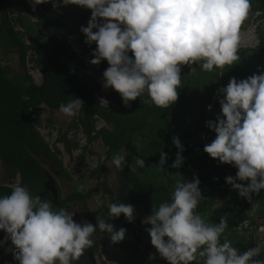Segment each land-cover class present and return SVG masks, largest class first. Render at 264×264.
Here are the masks:
<instances>
[{"label": "trees", "instance_id": "obj_1", "mask_svg": "<svg viewBox=\"0 0 264 264\" xmlns=\"http://www.w3.org/2000/svg\"><path fill=\"white\" fill-rule=\"evenodd\" d=\"M90 18L91 10L77 5L57 10L52 3H43L36 12H31L28 9L21 11L15 0H0V162L11 172H18L24 185L40 187L41 194L45 193L47 180L43 160L68 176L58 157L59 150L46 143L40 133V112L43 107L58 110L61 103L79 98L83 107L76 115L74 128H85L89 143L103 142L105 160L116 171L119 189L114 191L110 187L104 167H96L92 175L97 174L102 180L96 188L78 190L64 199L59 195L60 205H82L88 221L94 226L97 217L110 220L108 207L95 215L91 213L88 200L95 194L107 197L109 204L123 202L135 209L132 223L123 215L109 221L117 230L121 227L127 230L122 242L113 244L107 234L97 231L98 237L91 248L94 254L100 255L101 264H167L150 246V237L145 231L150 225H144L142 220L151 214L154 203L158 206L170 202L177 182L183 178L192 181L194 176L200 180L202 195L206 199L197 211L208 222L218 223L221 218L227 220L228 227L221 242L227 238L241 252L258 243L264 244V232L259 231L264 228V190L253 196V203L260 205L259 209L253 210V204L241 198L225 182L226 177H235L238 170L219 163L203 150L215 139V132L206 126V122H215L216 111H221L219 100L223 97L218 90L226 87L233 77L242 80L264 71V47H238L239 61L214 68L211 72L201 70L198 67L200 62L191 66L197 67L195 72H191L188 65L181 66L178 100L169 108L151 103L147 92L126 107L119 93L108 88V94L102 99L101 86L94 79L81 77L80 70L85 64L76 47H83L92 59L96 49L94 43H85L86 37L81 32V27H87ZM251 24L256 26L258 40L264 43V0H251L240 29L245 30ZM3 58L15 59L16 69L5 66ZM96 66L102 76L109 67L107 61ZM32 71L40 73L39 84ZM210 105L211 111L208 110ZM99 122L108 127L98 128ZM173 137H178L185 149L182 153L184 162L179 169L171 167L178 152ZM62 141L66 143L64 147L68 153L80 148V144L69 141L67 135L57 140L58 143ZM161 152L168 157L164 171L156 167ZM116 153L126 157L122 171L111 164ZM137 157L145 160L144 169L136 166ZM11 191L12 188L0 187V196ZM216 199L224 201V206L215 207ZM138 213L142 218H137ZM248 219L252 226L241 227ZM0 238L2 241L5 238L2 231ZM106 246L112 252L109 257H103L102 247ZM3 247L2 264H15L8 251L10 241ZM73 264L92 262L84 254Z\"/></svg>", "mask_w": 264, "mask_h": 264}, {"label": "clouds", "instance_id": "obj_2", "mask_svg": "<svg viewBox=\"0 0 264 264\" xmlns=\"http://www.w3.org/2000/svg\"><path fill=\"white\" fill-rule=\"evenodd\" d=\"M31 3H52L57 10L69 5L91 10L88 25L81 27V32L86 37L85 43L96 45L90 63L100 65L107 61L109 65L103 73V87L119 93L126 107L147 92L150 102L161 108H169L178 100L181 66L188 65L195 72L197 67L191 66L200 62L201 70L211 72L240 60L237 54L240 26L251 7V0H31ZM218 92L223 97L219 100L221 113L215 122H206L215 132V139L203 150L212 159L238 170L235 177L225 178L226 184L253 204V210L259 209L253 196L264 190V71L242 80L233 77ZM82 107L83 101L74 98L61 103L58 111L74 118ZM208 110L211 111V105ZM74 138L67 137L69 141ZM172 142L178 152L171 167L179 169L185 149L178 137H173ZM167 159V154L161 152L158 170H166ZM135 163L138 168H145L143 158L137 157ZM111 164L122 171L125 155L113 154ZM204 200L200 180L194 176L192 181L183 178L177 182L170 202L153 204L151 214L142 223L150 225L145 231L160 257L167 264H264V244L241 252L227 238L221 242L227 220L208 222L197 211ZM215 201V207L224 206V201ZM108 210V221L97 217L95 226L86 221L77 223L76 211L57 207L52 199L34 195L27 185H17L10 194L0 196V231L5 233L0 247L10 241L8 251L16 264H73L92 247L91 237L97 231L107 234L113 244L126 238L127 230L123 227L117 230L109 221L123 215L132 223L134 206L114 202ZM259 231L264 232V228Z\"/></svg>", "mask_w": 264, "mask_h": 264}, {"label": "rangeland", "instance_id": "obj_3", "mask_svg": "<svg viewBox=\"0 0 264 264\" xmlns=\"http://www.w3.org/2000/svg\"><path fill=\"white\" fill-rule=\"evenodd\" d=\"M17 2L18 7L21 11H25L28 9L31 12H36L39 8V5H33L31 0H15ZM35 9V10H34ZM20 13V12H18ZM240 48H263L264 43H261L258 40V35L256 33V26L251 24L247 29L243 30L240 29ZM76 51L80 58L83 60L85 66L80 70L81 77L89 80L94 79L100 86V94H102V99H105L106 95L108 94V89L103 87V76L96 65H92L90 60L92 59L86 53V51L78 45L76 47ZM4 65L13 68L14 70L17 67L16 60L12 58V60H6L3 58ZM35 82H41V75L38 71H32ZM221 111L218 109L216 111V116L219 115ZM48 109L43 107L40 112V119L42 125L40 127V133L43 139L48 143L51 147H55L59 150V159L62 161L64 169L67 171L68 176L62 174L59 170L53 167V165L46 160L42 161V165L44 168L51 174L53 177L56 188L58 189L59 195L62 199L66 198L69 195L74 194L78 190L84 189H94L98 185L101 179H99L98 175H92L94 169L96 167H104L107 172V180L110 184V187L116 191L119 180L117 174L115 173L114 168L106 162V148L105 145L101 140L89 143L87 142L88 136H86L87 130L82 128L80 130H75L73 133H69V137L74 136L73 139L75 142L80 144V148L78 150H74L71 153L62 146L61 143H58L57 140L59 139V128L55 126L54 123H51V117L49 115ZM78 115V114H77ZM51 121V122H50ZM76 124V122H75ZM70 125L72 127L73 125ZM98 128L101 127H108L106 124L99 122L97 124ZM67 134V132H66ZM88 147L86 150H83L85 147ZM11 178L9 177L8 173L4 170L2 163L0 162V187H8L17 186L16 184L10 182ZM88 206L93 213V215L97 214L102 208L109 206V201L107 197H102L101 193L95 194L91 199L88 200ZM68 207H71L76 211V214L83 222H89L88 218L86 217V213L83 210L82 205L78 203H69ZM117 229V228H116ZM98 237V232L94 233L91 239L95 242ZM0 241L2 239L0 238ZM151 247V242L149 243ZM103 257L111 256V249L110 247H102ZM96 255V254H95ZM4 257V247H0V264L3 262ZM97 264H101L100 255H96ZM16 264V262H15Z\"/></svg>", "mask_w": 264, "mask_h": 264}, {"label": "flooded vegetation", "instance_id": "obj_4", "mask_svg": "<svg viewBox=\"0 0 264 264\" xmlns=\"http://www.w3.org/2000/svg\"><path fill=\"white\" fill-rule=\"evenodd\" d=\"M48 109V108H47ZM48 112L50 113V117H51V123H54L55 126H58L60 132H59V139H63L64 136L67 135L68 138H73L74 136L72 137H69V133H73V131L77 130V128H74V125L72 127H70V125L72 124H75L76 122V116L74 118H68L66 116H64L63 114H61L58 110H51V109H48ZM82 129V128H81ZM80 130V129H79ZM67 132V134H66ZM87 136V135H86ZM88 138H87V142H88ZM65 150V147L64 145L66 144L64 141L60 142ZM3 165V164H2ZM3 168L4 170L8 173L9 177L11 178V181L12 183L16 184V185H24L23 182L21 181V178H20V175L18 172H11V170H9L6 166L3 165ZM47 170L45 169V172ZM116 173V171H115ZM47 181H45L44 183V186H45V193L44 194H41L40 193V187L36 186V185H32L30 186V190L31 192L34 194V195H41V197L44 198H50L52 199L53 203L57 206V207H62L61 205L58 206L56 204V197L54 196V193L52 192V190L48 189V187L46 186L47 185ZM7 188H14V187H10L8 186ZM119 189V185L116 189V191ZM58 202H59V192H58ZM60 204V203H59ZM68 206H66L65 208H67ZM137 218H142L141 214H137Z\"/></svg>", "mask_w": 264, "mask_h": 264}, {"label": "water", "instance_id": "obj_5", "mask_svg": "<svg viewBox=\"0 0 264 264\" xmlns=\"http://www.w3.org/2000/svg\"><path fill=\"white\" fill-rule=\"evenodd\" d=\"M46 176H47V180H48L46 186L48 187V189L52 190V192L54 193V196L56 197V204L58 206H60V204L58 202V189L56 188V183L48 171H46ZM67 208H69L70 211L74 210V209H71V207H67ZM74 220L77 223H82V221L80 220V218L78 217L77 214H75ZM85 255L89 258V260L92 262V264H97L96 257L94 255V253L92 252V248L87 249L85 251Z\"/></svg>", "mask_w": 264, "mask_h": 264}, {"label": "built area", "instance_id": "obj_6", "mask_svg": "<svg viewBox=\"0 0 264 264\" xmlns=\"http://www.w3.org/2000/svg\"><path fill=\"white\" fill-rule=\"evenodd\" d=\"M250 226H251V221H245L241 225V227L246 228V229L249 228Z\"/></svg>", "mask_w": 264, "mask_h": 264}]
</instances>
